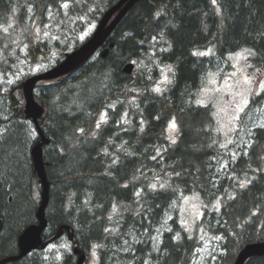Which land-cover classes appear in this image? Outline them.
<instances>
[{"label":"trees","instance_id":"1","mask_svg":"<svg viewBox=\"0 0 264 264\" xmlns=\"http://www.w3.org/2000/svg\"><path fill=\"white\" fill-rule=\"evenodd\" d=\"M117 1L0 0V259L17 254L41 190L30 151L40 137L25 116L22 89L18 105L10 94L30 73L11 85L1 75L16 74L23 60L30 69L57 64ZM108 42L115 46L106 57L94 55L35 89L50 139L44 240L69 225L97 264H192L205 234L220 237L216 264H233L245 244L264 240V91L251 96L239 120L249 141L235 155L220 142L214 108L199 104L197 93L204 75L239 50L248 52L252 73L264 72V0H138ZM128 61L136 63L132 74L123 71ZM162 64L174 71L160 86ZM19 120L33 129L31 141ZM190 193L201 201L193 232L179 210L170 213ZM44 253L10 264L76 263L72 250L60 261ZM245 264H264V255Z\"/></svg>","mask_w":264,"mask_h":264},{"label":"rangeland","instance_id":"2","mask_svg":"<svg viewBox=\"0 0 264 264\" xmlns=\"http://www.w3.org/2000/svg\"><path fill=\"white\" fill-rule=\"evenodd\" d=\"M97 21L98 20L90 22L86 29L82 33H79L78 37H75L77 38L75 43L74 39L72 40L73 44L69 50H72L75 48V45H79L93 34L98 23ZM97 56L98 54L94 57ZM248 56L249 54L246 50H239L229 54L227 61L224 62L222 67L212 69L204 75L202 85L197 93V102L199 104H210L214 108V113L218 120L219 131L223 135L220 142L224 145L225 149L230 150L234 155L238 154V148L243 142L249 141L246 127L243 128L241 123H239V120L249 105L252 98L251 96L264 91V88L261 87V85L264 84V72L260 73L257 70H254L252 73L253 70L247 64ZM48 64V62H43L30 69L27 68V64L25 63V60H23L17 67L18 70L16 71V74L12 73L8 77H3V75H1V78L6 79V81L8 80L9 85H11V83L18 81L19 79L21 80L24 74L30 73L29 75H31L47 69L48 67L46 66ZM152 67V64L149 65L150 69ZM173 71L174 69L171 64L161 65L160 76L158 79L160 86L165 85L166 82L172 78ZM10 90L11 87L8 91L10 92ZM59 109L60 108L53 107V112ZM259 109L262 113V119H264V104L263 107ZM0 117L3 118V116ZM18 123H20L19 125L22 128L25 126L28 128V140L31 141V136L34 134L33 129L30 130L29 125L21 120H19ZM34 126L36 129V125ZM3 127L0 126V135H2L4 131ZM168 131L171 138H176L178 132L177 124L174 122L171 123ZM34 145L35 144L33 143L30 147L31 150ZM224 164L225 162H223V165ZM35 188L37 189V186ZM175 210L180 211L185 226L190 232H193L201 217V201L198 195L195 193L182 195L180 200L175 203L173 209L170 210L171 215H173ZM162 229L163 228H161V230ZM201 236L202 245L199 247L198 255L194 257L192 264H216V253L220 250L221 246L220 237L205 234H201ZM60 237H63L61 241L53 243L44 249V257H56L57 260L60 261L63 259V255L67 250L73 251L72 243L68 236L62 235ZM8 246L12 247L13 243ZM34 261L37 262V264L39 262L42 263L38 258ZM83 264H97L94 254H92V256L89 255V257L87 256Z\"/></svg>","mask_w":264,"mask_h":264},{"label":"water","instance_id":"3","mask_svg":"<svg viewBox=\"0 0 264 264\" xmlns=\"http://www.w3.org/2000/svg\"><path fill=\"white\" fill-rule=\"evenodd\" d=\"M137 1L138 0H119L116 4L105 11L93 34L82 45L66 53L63 60H61L57 65L47 69L46 71L29 76L14 88V90H23L25 97L24 109L27 117L36 119L44 112L43 106L35 98L34 89L37 82L64 76L86 63L96 52V50L106 42L117 23L127 14L128 10ZM114 45V42L110 43V47H114ZM108 52L109 48H105L102 51V55H107ZM134 68L135 64L130 61L125 64L124 70L132 74ZM12 98L15 102L17 101L14 95ZM33 157L35 170L39 176L40 183L42 184L41 201L37 212L39 223L30 225L20 235L18 240L20 250L19 253L9 257H4L2 260H0V264L16 261L38 247H46L50 242L57 239L64 229L68 230L69 237L74 243V252L78 254L76 264H82L86 255L79 247L75 232L69 225L61 227L60 231H58V233L52 239L48 241L43 240L42 233L47 226L45 210L49 204L50 182L45 172L43 149L41 143H38L34 147ZM2 227L3 219L0 217V230ZM262 255H264V240L250 242L241 248L233 264H245L249 258Z\"/></svg>","mask_w":264,"mask_h":264},{"label":"bare ground","instance_id":"4","mask_svg":"<svg viewBox=\"0 0 264 264\" xmlns=\"http://www.w3.org/2000/svg\"><path fill=\"white\" fill-rule=\"evenodd\" d=\"M119 1V0H118ZM117 1V2H118ZM116 2V3H117ZM138 2V1H137ZM115 3V4H116ZM136 4V3H135ZM134 4V5H135ZM133 5V6H134ZM113 6V5H112ZM132 6V7H133ZM131 7V8H132ZM110 8V7H109ZM130 8V9H131ZM108 9V8H107ZM106 9V10H107ZM129 9V10H130ZM105 10V11H106ZM129 10H128V12H129ZM127 12V13H128ZM105 13V12H104ZM103 13V14H104ZM103 14H102V16H103ZM102 16L100 17V19L102 18ZM125 17V16H124ZM123 17V18H124ZM122 18V19H123ZM99 19V20H100ZM113 19V18H112ZM111 19V20H112ZM121 19V20H122ZM99 20L97 21V22H99ZM111 20H110V22H111ZM120 20V21H121ZM119 21V22H120ZM118 22V23H119ZM118 23H117V25H118ZM98 24V23H97ZM116 25V26H117ZM116 26L114 27V29L116 28ZM114 29H113V31H114ZM89 38V37H88ZM87 38V39H88ZM87 39H85L80 45H82ZM79 45V46H80ZM105 48H109V51H110V49L112 48V47H110V44H109V42L107 43V42H105L102 46H100V48L95 52V54L94 55H96V54H100V56H102V57H106L107 55H102V51L105 49ZM109 53V52H108ZM126 64V63H125ZM124 67H125V65L123 66V71L125 72V73H127V74H130V73H128V72H126L125 70H124ZM134 72V71H133ZM23 81V80H22ZM21 81V82H22ZM16 87V86H15ZM14 87V88H15ZM14 88H12V90H11V92H10V94H11V101H12V104L13 105H18L20 102H19V100L17 99V96L15 95V90H14ZM15 96L16 97V102L13 100V98H12V96ZM41 105L43 106V108H44V112L39 116V117H37L36 119H33L32 117H27V115H26V113H25V109H24V113H25V116H26V118L27 119H29V120H31L33 123H35L34 125H36V130H37V132H38V136L40 137V139L35 143V145L33 146V148H32V150H31V155H32V158H33V164H34V157H33V149H34V147L38 144V143H41L42 144V149H43V157H44V146H45V144H47V143H49V141H50V139L47 137V135L45 134V132H44V130H43V128H42V125H41V123H40V119L44 116V114H45V111H46V107H45V105L43 104V103H41ZM46 161H45V158H44V164H45V172H46ZM34 168H35V166H34ZM36 171V170H35ZM37 173V172H36ZM47 174V173H46ZM37 176H38V174H37ZM47 178H48V176H47ZM38 180H39V176H38ZM49 180V179H48ZM50 182V181H49ZM39 183H40V180H39ZM40 186H41V190H40V201H41V193H42V184L40 183ZM50 188H51V183H50ZM11 197V196H10ZM11 199H12V197H11ZM10 199V200H11ZM40 201H39V205H38V208H37V210H36V221L37 222H34V223H32V224H30V225H33V224H38L39 223V218H38V216H37V212H38V209H39V206H40ZM49 201H50V193H49ZM49 205V204H48ZM48 205H47V207H46V210H45V217H46V219H47V226L45 227V229L44 230H46L47 228H48V218H47V208H48ZM3 225H4V221H3ZM30 225H28L27 227H29ZM65 226V225H64ZM64 226H61V227H64ZM27 227H25V229L27 228ZM60 227V228H61ZM60 228L58 229V231H60ZM24 229V230H25ZM23 230V231H24ZM23 231L19 234V236H18V240H19V237H20V235L23 233ZM58 231L55 233V235L58 233ZM62 234H63V232L60 234V236H62ZM55 235H53L51 238H49V239H47V240H45V241H48V240H50V239H52ZM59 236V237H60ZM58 237V238H59ZM18 247H19V244H18ZM84 251V250H83ZM84 253H85V255H86V257H87V253L84 251ZM10 256H12V255H10ZM7 257H9V256H7ZM86 257H85V259H86ZM254 257V256H253ZM3 258H1L0 260H2ZM17 261V260H16ZM16 261H12V262H16ZM9 263V262H8ZM83 263H84V261H83ZM82 263V264H83ZM76 264V263H75Z\"/></svg>","mask_w":264,"mask_h":264},{"label":"flooded vegetation","instance_id":"5","mask_svg":"<svg viewBox=\"0 0 264 264\" xmlns=\"http://www.w3.org/2000/svg\"><path fill=\"white\" fill-rule=\"evenodd\" d=\"M36 222H37V221H36ZM3 226H4V225H3ZM21 232H22V231H21ZM44 232H45V230H44ZM62 235H65V233L63 232ZM18 236H19V235H18ZM16 251H17V254H18L19 251H20V250H19V247H18V237H17V250H16ZM10 255H11V254H9V256H10ZM23 258H24V257L18 259L17 261H21ZM10 263H12V262H9V264H10ZM6 264H7V263H6Z\"/></svg>","mask_w":264,"mask_h":264},{"label":"snow or ice","instance_id":"6","mask_svg":"<svg viewBox=\"0 0 264 264\" xmlns=\"http://www.w3.org/2000/svg\"><path fill=\"white\" fill-rule=\"evenodd\" d=\"M262 88H264V84L261 85ZM99 126V125H98ZM261 127H264V125H262Z\"/></svg>","mask_w":264,"mask_h":264}]
</instances>
